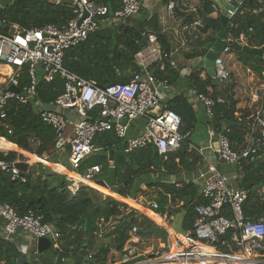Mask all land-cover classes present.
I'll use <instances>...</instances> for the list:
<instances>
[{"label":"trees","instance_id":"16d2710c","mask_svg":"<svg viewBox=\"0 0 264 264\" xmlns=\"http://www.w3.org/2000/svg\"><path fill=\"white\" fill-rule=\"evenodd\" d=\"M94 1L107 7L109 17L120 7L118 0ZM169 1L164 0V3L167 5ZM68 4L54 5L51 0H21L6 8L0 7V34H6L5 28L11 24L26 30L46 24L61 28L73 18L72 8ZM175 11L174 9V15ZM216 12L215 4L210 0H199L197 10L183 16L182 25L186 27L194 20L202 21L195 37H191L192 41L184 38L185 44L192 49L186 59L202 58L223 30L220 19L211 17ZM153 21L154 17L149 21L141 19L137 25H120L111 21L90 33L83 43L68 50L64 55L63 66L83 79L95 80L100 86L109 85L113 79L127 82L140 71L135 55L147 46L149 34L157 35L163 51L169 53L157 30L151 27ZM229 23V36L232 40L245 42L252 48L261 49L264 54V0H242ZM234 54L245 69L264 81V59L242 51H234ZM150 71L157 80L167 84L173 83L177 78L176 69H171L166 64L162 71L158 64H154ZM202 71L200 68L192 72L188 82L196 94L207 95L214 101L211 117L205 114L200 103L205 116L200 122L190 103L182 96H176L160 107L161 111H173L181 118L180 132L186 137L177 152L153 154L151 145L146 149L126 153V140L118 139L113 131H109L95 137L93 143L101 151L84 159L77 174L83 175L89 167L98 165L101 173L108 175L109 156L113 151L115 184L110 191L138 205H147V208L151 202H155L157 209L154 212L166 221H172L176 214L184 211L183 229L185 232L192 231L196 218L194 207L206 203L199 193V187L191 181L166 184L155 180L154 176H176L182 171L192 172L201 165L202 158L197 153H188V147L201 138H198L199 132L196 131L200 123L203 124L207 137L208 130L213 131L212 141H216L220 134L225 135L236 152L247 146L249 138H258V132L251 130L253 117L249 119L250 112L237 109L235 85L227 83L222 87L208 75L202 79ZM16 78L20 87L29 84L26 66ZM208 88L211 89L210 95ZM63 91V81L59 77L49 83L39 77L35 100L27 104L10 100L5 105L4 117L0 118V139L38 158L45 153L48 157L51 156L56 149L57 140L53 129L42 122L41 108L36 103L50 104ZM218 99L222 102H218ZM0 160L9 164L17 160L27 161L15 152H0ZM238 164L239 167H235L234 182L236 188L247 192V200L243 206L244 216L248 219L264 217V148L258 153L256 161L240 159ZM26 173L24 178H13L10 172L0 171V204L12 207L18 216L33 212L59 232L60 251L49 250L53 259L73 260L80 250H83L84 256L91 254L93 260H106L112 251L125 256L128 245L135 244L131 232L133 227L137 229L140 239L151 237L153 234L148 232L149 229L157 227L138 210L116 202L109 196H103L90 187L81 185L75 189L65 176L54 173L46 165L33 163ZM221 214L231 217L226 206ZM230 237L231 232L221 239L229 240ZM102 240L107 242L105 247L99 244ZM229 251L236 252V249L230 247ZM20 255L14 243L0 239V264H16Z\"/></svg>","mask_w":264,"mask_h":264},{"label":"built area","instance_id":"2783aa9c","mask_svg":"<svg viewBox=\"0 0 264 264\" xmlns=\"http://www.w3.org/2000/svg\"><path fill=\"white\" fill-rule=\"evenodd\" d=\"M118 1L119 9L109 17L107 7L94 0H51L54 5L69 3L73 18L66 25L58 28L46 24L26 30L11 24L7 26L6 34H0V65L12 69L5 88L0 89V118L4 117L3 109L10 100L27 104L36 99L39 77L48 83L59 77L63 81V93L50 104H36L41 108L42 122L54 131L56 148L62 151L67 146L69 149L68 161L72 175H77L76 171L84 159L101 151L93 143L99 134L113 131L118 139H125L126 153L153 145L158 155L177 152L186 137L180 132V116L173 111L160 109L162 94L158 87L166 86V82L157 80L150 68L158 64L162 71L166 64L169 68L176 69V61L170 53L163 51L155 34L147 36V46L135 55L140 71L127 84L103 87L95 80L83 79L63 66L65 53L83 43L90 33L111 21L125 25L139 13L140 0ZM176 1L171 0L166 5L171 16L174 15ZM196 10L197 8L194 12ZM233 15L234 13H230V19ZM79 21L81 22L78 24ZM194 21L191 25L201 27L200 19ZM24 66L27 67L29 84L20 87L16 77ZM214 68L215 81L219 85L227 83L230 74L219 56L214 62ZM10 86L17 88L19 92L8 91ZM195 95L203 105L205 114L211 117L214 101L207 95ZM217 101L222 102L220 99ZM137 119L145 121L142 133L127 138L130 123ZM69 127L72 129V137L65 145L64 133ZM251 130L258 132V138L251 139L240 152L231 148L225 135L217 136L212 151L217 157V163L207 164L198 173L200 194L206 203L194 207L196 218L192 231L185 232L184 235L174 232L166 248L152 251L151 257L136 264H264V217L248 219L244 216L243 206L247 200V192L230 186V180H235L236 176L229 177L218 169L222 161L239 167L240 159L248 162L257 160L258 153L264 148V108L255 113ZM188 150L203 155L201 148L197 146L190 145ZM45 162L46 159L36 161L43 165ZM13 165L14 163L0 160V171L10 172L13 178L18 177L19 171ZM100 174L101 167L93 165L81 178L85 182H91ZM67 180L70 181V177ZM225 206L231 213L230 218L221 214ZM149 207L155 211L157 204L151 202ZM0 219L3 221L1 238L4 241H9L19 231L35 239H49L53 243L60 238L59 232L51 224L44 223L42 217L33 212L18 216L12 207L0 204ZM131 232L134 242L137 241V229L133 227ZM230 232L229 240L221 239ZM131 246L128 245L127 249H131ZM230 247L235 248L236 252H230ZM86 258L91 259V254Z\"/></svg>","mask_w":264,"mask_h":264},{"label":"crops","instance_id":"0c3cea01","mask_svg":"<svg viewBox=\"0 0 264 264\" xmlns=\"http://www.w3.org/2000/svg\"><path fill=\"white\" fill-rule=\"evenodd\" d=\"M198 6H199V0H183V1L177 0L175 3L176 8H174L176 10L175 11L176 15L171 16L166 8L167 6L164 3V0H140L139 13L135 17L130 19L128 23L130 25H137L138 23L141 22V19L142 20L145 19L146 21H149L152 17L155 18V21L151 23V27L157 30L159 36H161L163 40L164 46L168 49V52L174 57L176 61V71H177V78L173 83L171 84L166 83V86L158 87V91L162 94L161 99L159 101L160 107L162 108V105H164V103H166L170 99L176 96H182L190 103L194 112L197 114V118L201 122L205 117L203 113L202 105L197 100L194 91L190 88L188 78L192 72L199 70L200 68L203 69L201 73L202 79L205 78L207 73L203 68L202 58L191 59V60L186 59V56H188L191 53L192 49L185 44L184 38L187 37L189 38V41H192L191 37H195V32L198 30V28H196V26H193L191 24L189 25L190 27H186L182 25L184 19L183 16L189 14L190 12H194V9L197 8ZM219 14H220V10L217 8V12L213 13L211 17L219 18ZM200 26H202V21ZM239 44L247 45L245 42H241ZM219 58H221L225 69L230 74V79L227 83H233L235 85L234 95H235V99L238 101L237 109L248 110L250 112L249 119L251 117H254L255 113L259 109L264 108V81L259 79V77L250 70L245 69L238 62L234 54V51L229 50L227 53H222L219 55ZM262 59H264V54L262 56ZM9 70H10L9 75H11L12 69L11 67L8 66L6 73L9 72ZM8 76L6 78L3 77L0 78V89L5 88L7 84L6 81L8 79ZM227 83H225L224 85H226ZM224 85H220V86L223 87ZM207 91H208V95H210L211 89L208 88ZM144 124H145L144 119H137L132 123H130V126L126 133V137L130 138L141 134L144 128ZM196 131L199 132L198 138H200V136L201 138L198 139L195 142V144L192 145L201 148V153L203 152L202 156L198 154L202 158L201 165L192 172L182 171L176 176L155 175L154 176L155 180L166 184H172L174 182L191 181L199 187V193H200L201 184L197 180L198 173L202 169H204L207 164L217 163V157L212 152L215 147V141H212L213 131L208 130L207 131L208 137H207L205 133L206 130L203 127V124L201 123L197 125ZM71 137H72V129L69 127L64 133V140L66 141V143H64L65 145H67V141H69ZM248 142H251V138L248 139ZM0 152L3 154H6L8 152H15L26 158L27 161L24 162L28 163L29 166H31L33 163H36V161H38L36 156L31 155L25 151H22L16 145L8 142L6 143L1 139H0ZM188 153H190L189 150ZM48 158L49 161L45 162L44 164L47 167H49L54 173L61 176H65L66 179L70 177L71 179L70 181L73 183L75 189H77L81 185L90 187L96 190L97 192H99L100 194H102L103 196H109L112 199H114L116 202L125 204L130 207L132 206L133 209L138 210L143 215L146 214V216L150 217L155 222H157L156 223L157 227H164V228L168 227L166 225V220H164L158 214H156L154 210H152L150 207L145 209L141 206H138L131 200L125 199L117 194H114L110 190H107L108 192L104 194L103 192L104 188L96 185L95 181L98 179L105 178L107 175L104 176L103 173H101L91 182L83 181L81 175L79 174L72 175V171L68 161L67 146L62 151H59L56 148L51 156L48 157L47 155L46 160ZM108 162L110 166H112V161H110V159ZM218 169L221 172L227 174L229 177L236 176L235 174L236 169L234 166L225 163L223 164L222 162H220ZM229 184L232 187L237 186L236 183L234 182V179H231ZM2 226H3V221L0 219L1 240H3L1 238ZM167 229L169 231V227ZM170 236H174L173 232L170 234ZM170 236H168V241ZM9 241L17 246L18 251L21 254L26 256V261L24 264H50V263L56 264V261H58L57 258L53 259V256L51 255V253H49V250L51 249L59 250L60 248L59 240L56 243L51 242V248L40 254H38L36 250L37 239L21 231L17 232L14 236H12ZM136 243L137 246H134ZM99 244L102 247H105V245H107V242L105 240H102V242H99ZM135 244L131 246V249L129 248L127 255L119 256L120 258L118 257L119 261H117V264H122V263L127 264L133 262L136 263L137 261H140L150 256V253L148 252L163 249L160 239L156 235H153V237L151 236L146 239L139 238L137 241H135ZM116 253L117 252L112 251L107 255L106 260L103 259L102 260L106 264H108L109 263L108 260L111 257H117ZM83 257L86 258V256L84 255ZM74 259L71 260L70 258H60L59 260L60 262L58 261V264H73ZM80 264H87V263L81 262Z\"/></svg>","mask_w":264,"mask_h":264},{"label":"water","instance_id":"95a60500","mask_svg":"<svg viewBox=\"0 0 264 264\" xmlns=\"http://www.w3.org/2000/svg\"><path fill=\"white\" fill-rule=\"evenodd\" d=\"M18 1L21 0H0V7L6 8ZM212 3L215 4V6L220 10L219 19L221 22V25L223 27V30L218 35V37L215 39L211 47L208 49L206 54L202 57V64L203 68L205 69L207 75L214 79L215 78V68H214V62L218 58V56L222 53H227L229 50L232 51H242L250 54L256 55L258 58L262 59L263 51L258 48H252L247 45H242L237 43L236 41H233L229 36V28H230V13H235L237 8L239 7V4L242 2V0H210ZM81 21L78 22V24ZM5 30H8V27L5 28ZM12 32V30H9ZM128 82H121L116 79H113L111 83L108 86H114L117 84H127ZM104 87V86H103ZM8 91L12 93H18V89L10 86L8 88ZM152 153L155 154V149H152ZM47 158V154H43V157L37 159L45 160ZM110 161L113 160V151L110 152L109 156ZM224 164L225 162L222 161ZM18 171H19V177L24 178L27 175V169L29 167L28 163L17 161L13 165ZM95 184L110 190L111 187L115 184V171L114 167L110 166L108 169V175L105 178L98 179L95 181ZM186 212L182 211L178 214H176L171 222L170 228L172 231H174L177 234L184 235L185 230L183 229V221L185 217ZM149 233L156 235L161 242V245L163 248L167 247L168 244V236L169 232L167 228L164 227H152L148 231ZM142 232L140 231L139 234ZM51 248V241L46 238H39L36 241V250L37 253L40 254L44 251H47ZM26 261V256L21 254L17 260L16 264H24ZM81 262L87 263V264H106L101 258L98 259H87L83 257V250H80L79 253L76 255L73 264H80Z\"/></svg>","mask_w":264,"mask_h":264},{"label":"rangeland","instance_id":"374dc122","mask_svg":"<svg viewBox=\"0 0 264 264\" xmlns=\"http://www.w3.org/2000/svg\"><path fill=\"white\" fill-rule=\"evenodd\" d=\"M0 73H2L3 75H5V71L4 70H0ZM258 92V91H257ZM136 204V203H135ZM138 205V204H137ZM138 206H141V205H138ZM128 207H130V206H128ZM134 207V206H133ZM141 207H143V208H147V205L146 206H141ZM131 208H132V206H131ZM136 208V207H135ZM145 216H146V214H145ZM146 217H148V216H146ZM151 221H153L154 223H155V225H157L156 223L157 222H155L153 219H151L150 217H148ZM173 220V219H172ZM171 222L172 221H166V225L169 227V230H171V228H170V225H171ZM168 227H165V228H168ZM172 231V230H171ZM173 233H174V231H172ZM169 236H170V234H169ZM152 237H153V235H152ZM155 240H156V238H155ZM141 249V248H140ZM155 249V248H154ZM148 253H151V252H148ZM134 254V253H133ZM116 255H117V257H111L109 260H108V264H117V261H119V259H118V257L119 256H122L120 253H116ZM129 257H131V256H129ZM149 257V256H148ZM151 257V256H150ZM120 258V257H119ZM56 264H57V261H56ZM123 264V263H122ZM129 264H131V263H129ZM136 264V263H135Z\"/></svg>","mask_w":264,"mask_h":264},{"label":"bare ground","instance_id":"6f19581e","mask_svg":"<svg viewBox=\"0 0 264 264\" xmlns=\"http://www.w3.org/2000/svg\"><path fill=\"white\" fill-rule=\"evenodd\" d=\"M7 69H8V66H6V65H0V70H4L5 71V75H3L2 73H0V78L1 77L6 78L9 75L10 70H9V72L6 73V70ZM103 192H104V194H106L108 191H107V189H103ZM151 216H152V214H151ZM168 232H169V234L172 233L170 230Z\"/></svg>","mask_w":264,"mask_h":264}]
</instances>
